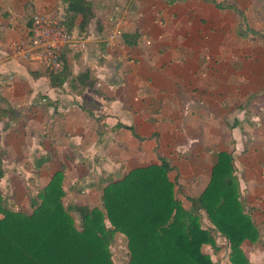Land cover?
<instances>
[{
    "label": "crops",
    "instance_id": "crops-1",
    "mask_svg": "<svg viewBox=\"0 0 264 264\" xmlns=\"http://www.w3.org/2000/svg\"><path fill=\"white\" fill-rule=\"evenodd\" d=\"M88 1L93 17L81 29L79 14L63 22L62 0H0L3 205L31 212L62 170L67 205L99 206L107 181L165 160L188 210L220 154H230L238 201L257 231L241 245L245 264H264V0ZM36 13L74 36L61 54L62 83L15 48L30 46ZM215 238L223 251L216 242L206 253L232 264L229 241Z\"/></svg>",
    "mask_w": 264,
    "mask_h": 264
},
{
    "label": "trees",
    "instance_id": "trees-1",
    "mask_svg": "<svg viewBox=\"0 0 264 264\" xmlns=\"http://www.w3.org/2000/svg\"><path fill=\"white\" fill-rule=\"evenodd\" d=\"M62 1L67 27L78 14L81 29L93 17L88 0ZM68 74L62 65L51 81L62 83ZM170 170L165 160L131 169L107 181L94 207L65 203L62 170L38 190L31 212L7 208L0 195V264H115L110 242L117 232L127 238V264H218L203 250L216 247V232L229 241L232 264L247 263L241 245L257 231L238 201L230 154H220L188 210L175 197ZM200 209L213 229L202 226Z\"/></svg>",
    "mask_w": 264,
    "mask_h": 264
},
{
    "label": "built area",
    "instance_id": "built-area-1",
    "mask_svg": "<svg viewBox=\"0 0 264 264\" xmlns=\"http://www.w3.org/2000/svg\"><path fill=\"white\" fill-rule=\"evenodd\" d=\"M31 44L24 49L20 44H15L16 50L25 59L36 57L50 71H56L62 66L61 54L64 49L74 41L71 31L63 24H60L56 18H49L44 14L36 13L32 17ZM115 33L111 34L114 37ZM79 46L84 47L82 41ZM118 263L125 264L127 261V248L120 250Z\"/></svg>",
    "mask_w": 264,
    "mask_h": 264
},
{
    "label": "rangeland",
    "instance_id": "rangeland-1",
    "mask_svg": "<svg viewBox=\"0 0 264 264\" xmlns=\"http://www.w3.org/2000/svg\"><path fill=\"white\" fill-rule=\"evenodd\" d=\"M66 188H69V187L66 185ZM95 205H96V203H95ZM216 242H218V244H220V246L222 248V250L220 252H222L223 248H224V245L222 244L223 242L221 240H219L218 238H216ZM122 248L125 249L124 235L117 232V233H115L114 237L112 238V240L110 242V250L112 252L113 259L116 263H118V261H119V260H117V258L120 257V250ZM203 249L205 252L210 253L209 247L207 245L204 246ZM212 252H213V250H212Z\"/></svg>",
    "mask_w": 264,
    "mask_h": 264
}]
</instances>
